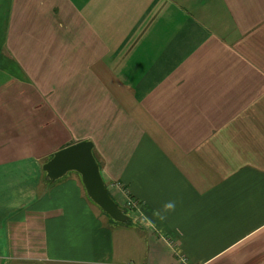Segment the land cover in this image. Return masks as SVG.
Returning a JSON list of instances; mask_svg holds the SVG:
<instances>
[{"label": "crops", "instance_id": "0c3cea01", "mask_svg": "<svg viewBox=\"0 0 264 264\" xmlns=\"http://www.w3.org/2000/svg\"><path fill=\"white\" fill-rule=\"evenodd\" d=\"M0 264H264V0H0Z\"/></svg>", "mask_w": 264, "mask_h": 264}, {"label": "water", "instance_id": "95a60500", "mask_svg": "<svg viewBox=\"0 0 264 264\" xmlns=\"http://www.w3.org/2000/svg\"><path fill=\"white\" fill-rule=\"evenodd\" d=\"M43 170L51 182L61 179L69 172H77L81 176L87 196L115 223H128L132 219L111 195L92 141L82 140L56 151L43 164Z\"/></svg>", "mask_w": 264, "mask_h": 264}, {"label": "built area", "instance_id": "2783aa9c", "mask_svg": "<svg viewBox=\"0 0 264 264\" xmlns=\"http://www.w3.org/2000/svg\"><path fill=\"white\" fill-rule=\"evenodd\" d=\"M134 201H135V200L130 199L129 202H128V205H129L130 207H134V208H136V207H137V204H136Z\"/></svg>", "mask_w": 264, "mask_h": 264}, {"label": "rangeland", "instance_id": "374dc122", "mask_svg": "<svg viewBox=\"0 0 264 264\" xmlns=\"http://www.w3.org/2000/svg\"><path fill=\"white\" fill-rule=\"evenodd\" d=\"M89 198V197H88ZM90 199V198H89ZM130 199H132V198H130ZM91 200V199H90ZM132 200H135V199H132ZM92 201V200H91ZM136 204H138V202L135 200L134 201ZM137 208V207H136ZM125 209V208H124Z\"/></svg>", "mask_w": 264, "mask_h": 264}]
</instances>
